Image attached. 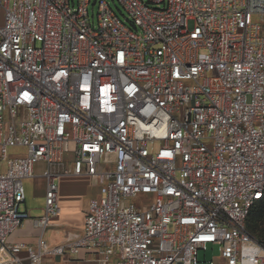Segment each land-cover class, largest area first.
Instances as JSON below:
<instances>
[{"label":"built area","instance_id":"1","mask_svg":"<svg viewBox=\"0 0 264 264\" xmlns=\"http://www.w3.org/2000/svg\"><path fill=\"white\" fill-rule=\"evenodd\" d=\"M112 1L126 19L109 0H0V264H199L214 246L264 264L246 226L264 201V0ZM41 163L34 219L24 181ZM71 176L100 193L51 247ZM28 221L36 247L11 243Z\"/></svg>","mask_w":264,"mask_h":264},{"label":"crops","instance_id":"2","mask_svg":"<svg viewBox=\"0 0 264 264\" xmlns=\"http://www.w3.org/2000/svg\"><path fill=\"white\" fill-rule=\"evenodd\" d=\"M38 165L44 164L41 163ZM41 179V196L45 198L47 182L43 177ZM58 185L61 213L57 218L52 220L49 226L53 225L55 227H58V233L63 235L62 241H64L65 237L68 234H78L83 232L85 218L88 213L89 201L92 198L99 196L100 191L94 180L87 176L61 177L60 179H58ZM25 210L30 214V211L27 208ZM25 225L26 226L22 229H18L10 237L9 241L11 243H24L26 245L36 247L38 241L37 239L40 234L39 229L34 226L33 221H28ZM81 258L86 259L85 256ZM212 262L214 264H225V261L221 258L220 255L212 259L204 258L203 261H201L199 257V264H211Z\"/></svg>","mask_w":264,"mask_h":264},{"label":"rangeland","instance_id":"3","mask_svg":"<svg viewBox=\"0 0 264 264\" xmlns=\"http://www.w3.org/2000/svg\"><path fill=\"white\" fill-rule=\"evenodd\" d=\"M109 2L111 3L114 11L122 19L127 18L126 13L118 3H114L112 0H109ZM95 12L97 13V7L95 8ZM25 152H26L25 148H15L11 150L12 154H24ZM0 162H1V158H0ZM36 167H35L36 168L35 176L27 179L28 181H24L27 196H26V202L22 205V208L24 210L27 208L30 211L32 217L39 218L43 216L44 208H45V198L41 196L42 193L41 174L44 172L46 166L38 165ZM25 226L26 225H24V227ZM62 237L63 235L58 233V227H55L53 225L48 226L44 234V238L48 241L51 247L59 245L63 239ZM219 255H220L219 247L214 246V247H210L207 252L201 251L199 257L200 260L203 261L204 258L212 259L218 257ZM81 257H83V255L82 256H46L44 258V264H96V262H94L93 260L87 261L86 259H83Z\"/></svg>","mask_w":264,"mask_h":264},{"label":"trees","instance_id":"4","mask_svg":"<svg viewBox=\"0 0 264 264\" xmlns=\"http://www.w3.org/2000/svg\"><path fill=\"white\" fill-rule=\"evenodd\" d=\"M246 226L255 239L264 241V201L258 202L252 208Z\"/></svg>","mask_w":264,"mask_h":264}]
</instances>
